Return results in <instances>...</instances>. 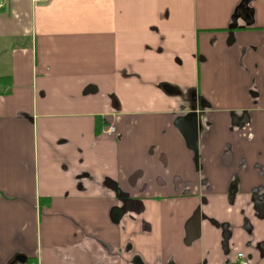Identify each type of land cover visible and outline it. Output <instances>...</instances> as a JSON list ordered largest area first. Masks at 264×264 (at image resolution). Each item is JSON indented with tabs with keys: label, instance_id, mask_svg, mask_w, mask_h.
<instances>
[{
	"label": "crops",
	"instance_id": "obj_1",
	"mask_svg": "<svg viewBox=\"0 0 264 264\" xmlns=\"http://www.w3.org/2000/svg\"><path fill=\"white\" fill-rule=\"evenodd\" d=\"M1 2L0 264H264V0Z\"/></svg>",
	"mask_w": 264,
	"mask_h": 264
},
{
	"label": "water",
	"instance_id": "obj_2",
	"mask_svg": "<svg viewBox=\"0 0 264 264\" xmlns=\"http://www.w3.org/2000/svg\"><path fill=\"white\" fill-rule=\"evenodd\" d=\"M179 126H180L183 134L185 135L188 143L190 145L194 146L196 144V141H197L198 128H199L196 114L194 112H191L186 117H183L179 121ZM195 222H196V220H195ZM192 224H194V222H192ZM196 228L197 227L195 226V235H196ZM194 236H192V237H194ZM192 237H189V238H192Z\"/></svg>",
	"mask_w": 264,
	"mask_h": 264
},
{
	"label": "flooded vegetation",
	"instance_id": "obj_3",
	"mask_svg": "<svg viewBox=\"0 0 264 264\" xmlns=\"http://www.w3.org/2000/svg\"><path fill=\"white\" fill-rule=\"evenodd\" d=\"M247 10V12L249 13V15H250V12H249V10L248 9H246ZM238 15H239V11H238ZM246 15V14H245ZM247 16V15H246ZM248 17V16H247ZM249 133L251 134V129H249ZM195 220H196V222H195ZM198 220H199V215L197 214L196 216H194V218L190 221V224H189V227H188V238L189 237H192V236H194L195 235V226L197 227V224L196 223H198ZM192 222H194V224H192ZM197 228H196V235H197ZM228 233V232H227ZM195 235V236H196ZM194 236V237H195ZM194 237H192V238H194ZM192 238H189V239H192ZM225 239V241H226V243H227V238H224ZM229 246V242L227 243V245H226V248ZM229 249L227 248V251H228ZM239 254H241V256L242 257H239ZM233 263L232 264H250V257H249V255L246 253V252H244V251H241V250H239V251H237L236 252V254H235V257H234V259H233V261H232Z\"/></svg>",
	"mask_w": 264,
	"mask_h": 264
},
{
	"label": "built area",
	"instance_id": "obj_4",
	"mask_svg": "<svg viewBox=\"0 0 264 264\" xmlns=\"http://www.w3.org/2000/svg\"><path fill=\"white\" fill-rule=\"evenodd\" d=\"M1 1H2V0H0V8L3 7V4H2ZM33 1H34L35 3H37V2H42V1H44V0H33ZM107 127H109L110 130H112V129L114 128V126H113V125H110V124H108ZM239 257H242L241 254H239Z\"/></svg>",
	"mask_w": 264,
	"mask_h": 264
},
{
	"label": "trees",
	"instance_id": "obj_5",
	"mask_svg": "<svg viewBox=\"0 0 264 264\" xmlns=\"http://www.w3.org/2000/svg\"><path fill=\"white\" fill-rule=\"evenodd\" d=\"M241 10V7L238 8V11ZM245 14L250 17L249 13L246 11Z\"/></svg>",
	"mask_w": 264,
	"mask_h": 264
}]
</instances>
